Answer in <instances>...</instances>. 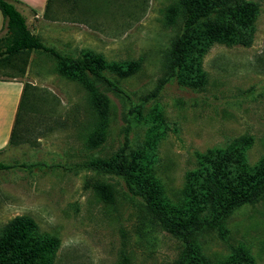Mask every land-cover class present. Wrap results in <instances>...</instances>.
I'll list each match as a JSON object with an SVG mask.
<instances>
[{
  "label": "rangeland",
  "instance_id": "1",
  "mask_svg": "<svg viewBox=\"0 0 264 264\" xmlns=\"http://www.w3.org/2000/svg\"><path fill=\"white\" fill-rule=\"evenodd\" d=\"M177 1L62 0L47 18L26 22L64 56L94 53L108 63L139 64L128 76L108 74L129 101L89 79L106 101L102 114L85 84L62 76L51 55L0 58V77L28 83L17 116L19 145L0 156L5 164L25 165L0 170V230L16 217L31 219L58 241L54 264H121L124 258L127 264H173L176 258L178 243L142 220L139 200L122 181L79 170L117 152L130 105L142 106L131 126V147L150 153L152 175L174 206L184 204L185 177L200 155L247 137L246 163L264 158V0H249L260 5L249 47L214 44L202 59L203 87L172 79L153 97L182 25ZM97 182L109 187L108 198L93 189ZM227 228L230 243L243 244L254 264H264V200L236 211ZM199 242L209 259L227 258L228 246L217 233L203 234Z\"/></svg>",
  "mask_w": 264,
  "mask_h": 264
},
{
  "label": "trees",
  "instance_id": "2",
  "mask_svg": "<svg viewBox=\"0 0 264 264\" xmlns=\"http://www.w3.org/2000/svg\"><path fill=\"white\" fill-rule=\"evenodd\" d=\"M60 1L47 0L44 18L50 15L53 4ZM259 10L260 5L249 0H178L174 11L181 16L182 25L166 54L164 76L151 95L156 97L162 86L172 79L185 87H203L206 83L201 68L204 55L214 44L249 47L254 39V21ZM0 12L3 17L0 58H12L31 51L51 55L58 62L62 76L85 84L99 114L105 110L106 101L89 79L106 85L129 101V96L108 74L131 75L139 67L138 63H108L94 53H82L76 58L64 56L29 31L26 19L14 1L0 0ZM27 85L25 83L19 109ZM141 109L142 106L130 105L123 113L122 142L114 155L85 163L79 170L122 181L128 194L139 200L142 220L178 243L173 264H254L253 256L243 244L229 242L227 223L242 207L255 206L264 200V158L254 166L246 163L247 137L232 139L224 148L200 155L196 168L188 171L185 177L184 204L174 206L163 196L152 175L150 153L131 147V126ZM16 125L17 119L10 148L19 145L15 142ZM103 126L97 130L92 144L99 140ZM18 167L25 165L0 162V170ZM93 189L108 198L107 185L97 182ZM214 232L229 249L223 261L209 259L201 249L199 238ZM57 247L58 241L42 234L27 217H16L0 230V264H54ZM126 261L124 258L121 264H127Z\"/></svg>",
  "mask_w": 264,
  "mask_h": 264
},
{
  "label": "crops",
  "instance_id": "3",
  "mask_svg": "<svg viewBox=\"0 0 264 264\" xmlns=\"http://www.w3.org/2000/svg\"><path fill=\"white\" fill-rule=\"evenodd\" d=\"M17 10L25 17L43 20L47 0H11ZM3 27V17L0 12V31ZM25 82L9 76L0 77V156L10 148L11 136L23 96Z\"/></svg>",
  "mask_w": 264,
  "mask_h": 264
}]
</instances>
